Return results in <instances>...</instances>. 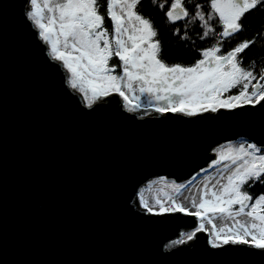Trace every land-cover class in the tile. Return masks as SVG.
Returning <instances> with one entry per match:
<instances>
[{
	"label": "water",
	"instance_id": "1",
	"mask_svg": "<svg viewBox=\"0 0 264 264\" xmlns=\"http://www.w3.org/2000/svg\"><path fill=\"white\" fill-rule=\"evenodd\" d=\"M0 0V264H264V249L213 248L183 213H148L141 187L182 181L213 148L245 137L264 149V102L186 116L128 112L116 94L91 109L27 19Z\"/></svg>",
	"mask_w": 264,
	"mask_h": 264
},
{
	"label": "snow or ice",
	"instance_id": "2",
	"mask_svg": "<svg viewBox=\"0 0 264 264\" xmlns=\"http://www.w3.org/2000/svg\"><path fill=\"white\" fill-rule=\"evenodd\" d=\"M150 3L162 12L167 24L185 21L183 28L176 26L171 33L181 41H189L188 25H193V30L201 29L198 39L207 41L211 37L215 43L197 49L202 58L192 66L179 62L170 65L161 58L164 47L156 39L158 29L152 18L137 10L142 9L143 0H30L31 10L26 17L49 46L51 59L60 62L69 74L67 83L71 89L82 94L89 109L113 94L122 98L128 112L146 107L160 114L171 112L189 117L264 102V67L244 66L241 56L256 41L246 39L222 51L226 41L230 43V38L245 30L246 14L264 12V0ZM114 58L116 63L110 64ZM233 89L237 93L224 98ZM261 152L254 143L222 147L213 165L230 161L235 167L224 164L219 178L204 182L198 196L184 197L187 203L170 195L167 201L157 197L158 211L142 192L138 193L139 202L154 215L183 213L199 220L195 231L182 234L184 238L173 245L192 240L197 232L210 231L213 248L239 244L264 249V193L254 199L243 190L245 185L252 186L250 181L264 185ZM159 183H165L164 178ZM171 187L180 193L187 185L173 183Z\"/></svg>",
	"mask_w": 264,
	"mask_h": 264
},
{
	"label": "trees",
	"instance_id": "3",
	"mask_svg": "<svg viewBox=\"0 0 264 264\" xmlns=\"http://www.w3.org/2000/svg\"><path fill=\"white\" fill-rule=\"evenodd\" d=\"M137 10L142 11V14L146 18H152L154 27L158 29V36L156 39H160L164 47L161 58L170 65L179 62L183 66H192L196 60L202 58L197 52V49H205L215 43L211 37L207 41L198 39L197 33L200 32L201 29L195 28V30H193V25H188L189 41H181L179 37L173 36L171 34L173 29L176 26L183 28L185 21H177L176 25L167 24L165 22L166 18L163 16L162 12L153 7L150 0H143L142 9L138 7ZM101 11L103 13V9H101ZM108 23L109 22L106 20V26ZM243 23L245 24V30L237 34V36L230 38V43L226 41L222 51L230 49L246 39L255 40V45L245 50L241 56L244 59V66L260 69L264 67V12L253 11L246 14ZM253 62L255 63L253 64ZM112 63H116L115 58L113 61H110V64ZM249 91H251V89H249ZM236 93L237 89H233L231 92L225 93L224 98ZM249 142L252 143L251 141ZM261 154H264V149H262ZM249 183L252 186L249 188L248 185H245L243 190L249 191L254 199L259 194L264 193V185L258 181L255 183L250 181ZM235 207L238 208V206Z\"/></svg>",
	"mask_w": 264,
	"mask_h": 264
},
{
	"label": "bare ground",
	"instance_id": "4",
	"mask_svg": "<svg viewBox=\"0 0 264 264\" xmlns=\"http://www.w3.org/2000/svg\"><path fill=\"white\" fill-rule=\"evenodd\" d=\"M29 8H30V4H29ZM29 11V9H28ZM49 51H50V48H49ZM69 75V74H68ZM76 91V90H75ZM82 95V94H81ZM145 98L142 97V100H144ZM144 109H149V108H141L140 110H138L137 112L141 111V110H144ZM231 141H234V140H231ZM226 142H230V141H226ZM226 142H223V143H226ZM221 143V144H223ZM216 145L214 148H213V152L217 154V156L211 160V162L205 166L204 168L198 170L194 175H192L191 177L187 178V179H184L180 182H183V181H193V185L187 190L185 191L184 193V197H190V196H198L200 194V191L201 189L203 188V184L204 182H206L207 180H209L210 178H219V174L222 173V169L224 168V164L221 163L219 165H213V161L217 160L219 157H218V151L224 147V145ZM225 164H228L230 165L231 167H235V166H232L231 165V162H227ZM161 178H164L165 180V183H172V182H176V180L172 177H167L165 175H160V176H155L153 178H151L150 180H148L142 187H141V190H140V193L142 192L143 193V196L145 199H147L148 197V192L150 191L151 188H155V187H161L162 184L164 183H159L160 179ZM150 186V187H149ZM183 197V196H182ZM180 198L179 202H182V203H187V201L184 200V198ZM167 206V204H166ZM158 210H159V207H158ZM156 210V211H158ZM194 210V209H192ZM244 217H241V219H243ZM200 223V222H199ZM199 223L197 226L195 227H192V228H186L177 238H175L174 240H178V239H181V238H184V236H182V234L184 233H190V232H193L195 231V229L197 227H199ZM211 226L210 225H207L206 224V229H209L210 230ZM209 234V237H210V241L212 239L211 235H210V231H205ZM250 239V237H249ZM173 240V241H174ZM188 242V241H187Z\"/></svg>",
	"mask_w": 264,
	"mask_h": 264
},
{
	"label": "rangeland",
	"instance_id": "5",
	"mask_svg": "<svg viewBox=\"0 0 264 264\" xmlns=\"http://www.w3.org/2000/svg\"><path fill=\"white\" fill-rule=\"evenodd\" d=\"M39 2H41L42 3V0H39ZM31 10V4H30V8H29V11ZM103 99V98H102ZM101 100V99H100ZM154 109H152V108H149V109H144V110H141V111H139L138 113H140L141 115H143V114H149V113H151L152 111H153ZM245 144V146L248 144V143H250L249 142V140L247 139V138H245V137H240V138H238V139H236V140H234V141H230V142H226V143H223V144H221V145H224V149H227V147L229 146V145H231L233 148H237V147H239V145L240 144ZM227 162H229V161H224V162H222L223 164H225V163H227ZM222 171H223V169H222ZM193 181L194 180H192L191 181V183H189L190 181H188V180H186V181H183V182H179V181H176V182H172V183H164V184H162V186L161 187H155V188H151L150 189V191L148 192V197H147V199L146 200H148L149 201V203H150V205H152V206H154L155 207V210H158V205H155V199L157 198V197H159L162 201H167V196H172L173 198H176L177 199V201L179 202V200H180V198L182 197V198H184V193H185V191H187L192 185H193ZM173 183H175V184H177V185H179V184H184V185H187V187L186 188H184V189H181V192L180 193H177L175 190H174V188L173 187H171V185L173 184ZM185 235L187 234V233H184ZM175 241V240H174ZM173 241V242H174ZM171 245H173L172 243H171Z\"/></svg>",
	"mask_w": 264,
	"mask_h": 264
}]
</instances>
